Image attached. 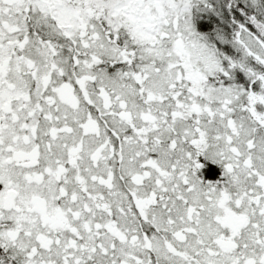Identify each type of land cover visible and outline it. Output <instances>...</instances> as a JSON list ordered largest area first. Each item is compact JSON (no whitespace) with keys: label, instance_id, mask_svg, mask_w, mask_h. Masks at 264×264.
<instances>
[{"label":"snow or ice","instance_id":"obj_1","mask_svg":"<svg viewBox=\"0 0 264 264\" xmlns=\"http://www.w3.org/2000/svg\"><path fill=\"white\" fill-rule=\"evenodd\" d=\"M0 264H264V0H0Z\"/></svg>","mask_w":264,"mask_h":264}]
</instances>
